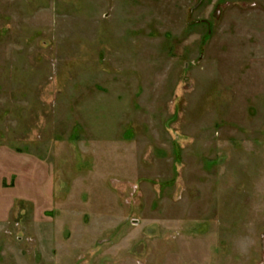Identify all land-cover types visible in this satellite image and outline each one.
Masks as SVG:
<instances>
[{
    "label": "rangeland",
    "instance_id": "obj_1",
    "mask_svg": "<svg viewBox=\"0 0 264 264\" xmlns=\"http://www.w3.org/2000/svg\"><path fill=\"white\" fill-rule=\"evenodd\" d=\"M0 264H264V0H0Z\"/></svg>",
    "mask_w": 264,
    "mask_h": 264
},
{
    "label": "crops",
    "instance_id": "obj_2",
    "mask_svg": "<svg viewBox=\"0 0 264 264\" xmlns=\"http://www.w3.org/2000/svg\"><path fill=\"white\" fill-rule=\"evenodd\" d=\"M43 246H44V248H46V246L44 244H43ZM39 251L42 253V250H39ZM39 257H40V259H42L41 256H39Z\"/></svg>",
    "mask_w": 264,
    "mask_h": 264
}]
</instances>
